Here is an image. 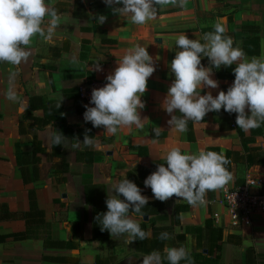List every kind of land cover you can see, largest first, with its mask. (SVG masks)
Returning a JSON list of instances; mask_svg holds the SVG:
<instances>
[{
	"label": "crops",
	"instance_id": "1",
	"mask_svg": "<svg viewBox=\"0 0 264 264\" xmlns=\"http://www.w3.org/2000/svg\"><path fill=\"white\" fill-rule=\"evenodd\" d=\"M51 3L61 14V24L51 42L32 38L31 54L19 65L14 81L23 110L20 102L6 99L10 71L17 69L0 63V205L23 213L32 198L41 212L28 219V225L21 218L0 221V264H142V257L153 250L163 257L165 246L181 245L189 250L192 264H264V215L250 227H235L217 204L193 207L175 196L161 202L144 185L158 164L165 163L167 152L180 147L189 154L200 149L224 153L233 179L223 188L239 186L252 177L261 181L257 189L264 193V124L245 133L235 122L236 114L222 108L209 112L201 122L189 120L187 131L181 133L171 129V117L162 108L174 79L170 64L179 51L180 34L203 43L201 37L214 30L215 21L226 18V35L233 38V46L242 48L249 59L264 56V0L157 5L156 17L143 25L112 11L122 4L109 7L104 0ZM99 15L107 18L103 24L96 21ZM136 45L147 48L156 69L141 97L143 128L123 127L109 137L103 127L84 121L77 87L88 78L106 79ZM201 63L210 67L207 57ZM97 64L102 71L94 69ZM212 70L219 87L205 88L201 95L211 91L215 97L234 82L227 77L228 71L219 77ZM155 128L160 129L159 136ZM57 130L66 136L61 146L52 144ZM86 132L92 145L82 143ZM78 139L81 143L74 147ZM126 177L149 200L142 219L129 215L143 230H151V238L129 244L126 235L112 237L107 230L101 231L95 219L107 212L111 184ZM223 188L209 191L205 198H218ZM214 214L222 215L220 223H214ZM162 232L172 239L160 240Z\"/></svg>",
	"mask_w": 264,
	"mask_h": 264
},
{
	"label": "clouds",
	"instance_id": "2",
	"mask_svg": "<svg viewBox=\"0 0 264 264\" xmlns=\"http://www.w3.org/2000/svg\"><path fill=\"white\" fill-rule=\"evenodd\" d=\"M106 5H120L112 11L119 16L129 17L136 25H143L154 19L157 5L180 6L185 0H104ZM49 19L46 21L45 18ZM106 16L99 15L96 21L103 24ZM61 24V14L52 5L51 0H0V63H7L17 70L10 71L9 88L6 99L20 102L14 90V81L19 65L27 62L30 51L28 46L35 36L45 42H51L56 29ZM214 30L205 33L201 39H190L180 34L176 39V52L170 64L174 76L168 92L162 102V108L170 115L168 124L171 129L186 132L188 121H203L209 112H219L222 108L229 114H236V124L245 133L264 124V56L249 59L242 48L234 47V40L226 35V18H218ZM207 57L210 67L202 65ZM233 68L234 82L227 91H219L214 97L211 91L201 95V90L216 89L219 81L212 78V68L221 66ZM155 62L147 48L136 45L129 49L118 61L114 71L106 76L103 87L91 92L90 107L85 105V122L93 127H103L104 134L111 137L123 127L135 125L143 128L140 110L145 107L141 97L147 90V81L155 72ZM102 71L100 64L94 68ZM21 110H23L22 102ZM178 112L179 115L174 113ZM159 136L160 129H153ZM66 136L61 131L52 136V144L61 146ZM78 139L74 147H78ZM85 146L94 143L92 137L84 135ZM165 163L158 164L156 171L144 180L145 187H150L155 199L165 202L173 196L182 198L195 207L206 203L209 191L225 187L232 179V174L225 165L230 160L224 153L200 149L197 153H182L180 147H173L164 157ZM165 164L167 166H165ZM111 195L105 201L107 212L98 214L96 220L101 231L107 230L112 237L126 235V243L151 238V230H143L133 215L143 218L142 209L148 204V197L141 194V189L127 177L111 184ZM115 193V194H113ZM123 196L124 199L120 197ZM133 215H129V213ZM182 218V214H181ZM160 240L172 239L167 232L159 235ZM86 244L84 242H81ZM159 250L142 257V264H191L189 250L181 245Z\"/></svg>",
	"mask_w": 264,
	"mask_h": 264
},
{
	"label": "built area",
	"instance_id": "3",
	"mask_svg": "<svg viewBox=\"0 0 264 264\" xmlns=\"http://www.w3.org/2000/svg\"><path fill=\"white\" fill-rule=\"evenodd\" d=\"M106 79L88 78L78 85V95L83 107L90 104L91 92L94 88L103 87ZM86 111L84 107V112ZM260 180L247 177L243 184L233 188H223L216 199H207L206 205H219L223 216L231 226L250 227L253 222L264 215V193L256 192ZM214 223H220L221 214L213 215Z\"/></svg>",
	"mask_w": 264,
	"mask_h": 264
},
{
	"label": "trees",
	"instance_id": "4",
	"mask_svg": "<svg viewBox=\"0 0 264 264\" xmlns=\"http://www.w3.org/2000/svg\"><path fill=\"white\" fill-rule=\"evenodd\" d=\"M235 66L236 65H233L231 67L221 66V68L216 69L217 75L219 77L226 76L225 74H222V73H223V71H228V73H231V74H227V77H231V78L235 79V75L233 72V68ZM240 134H241V138H243L244 136L242 135V131H240ZM227 155H228V153H227ZM40 213H41L40 210L37 208L35 201L32 198L30 199L29 210L25 211L23 213H12L8 210V208L5 205H3V204L0 205V221L15 219V218H21V219H24L25 224L28 225V219H33L35 215H37V214L40 215ZM13 236L16 237L17 234H13ZM22 236H23V234L21 235V237ZM190 260H191V264H192L193 263L192 258H190Z\"/></svg>",
	"mask_w": 264,
	"mask_h": 264
},
{
	"label": "water",
	"instance_id": "5",
	"mask_svg": "<svg viewBox=\"0 0 264 264\" xmlns=\"http://www.w3.org/2000/svg\"><path fill=\"white\" fill-rule=\"evenodd\" d=\"M255 191H256V192H259L257 188H255Z\"/></svg>",
	"mask_w": 264,
	"mask_h": 264
}]
</instances>
